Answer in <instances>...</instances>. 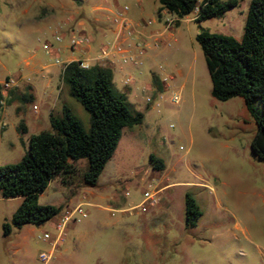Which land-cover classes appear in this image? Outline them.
Segmentation results:
<instances>
[{
    "label": "rangeland",
    "instance_id": "374dc122",
    "mask_svg": "<svg viewBox=\"0 0 264 264\" xmlns=\"http://www.w3.org/2000/svg\"><path fill=\"white\" fill-rule=\"evenodd\" d=\"M17 1L0 0V84L4 95L0 166L19 161L27 151L29 136L50 128L48 103L55 105L53 114L68 106L85 128L90 119L59 79L63 64L55 63V55L47 52L43 43H53L63 63L78 53L65 48L66 37L55 41L53 28L43 33L38 24H31L42 15L37 16L36 0L26 3V13L15 7ZM250 1L239 0L223 15L197 22L195 10L181 19L168 12L158 14L157 0H66L82 4L84 16L80 19L86 22L95 5H127V13L137 14L148 27L165 24L170 18L174 35L157 38L158 43L154 37H145L143 48L134 46L129 52L133 61H122L118 55L113 66L114 87L126 95L132 111L143 114V120L124 128L96 185L81 182L87 167V159L81 158L73 162L77 169L73 181L64 184L61 176H55L39 194L40 204L61 206L60 212L79 201L88 202L84 204L88 216L68 224L47 263L38 255L51 249V241L41 236L46 231L55 234L60 212L40 226L24 224L4 235L3 223L10 222L22 198L0 193V264H264V160L251 148L256 123L242 97L222 101L211 96L205 58L195 39L201 29L239 39ZM17 20L24 24L18 25ZM88 27V32L93 29L90 23ZM93 37L97 51L100 44L108 42L98 33ZM32 60L40 64L39 72L25 69L26 61ZM53 70L58 71L55 85L62 89L56 99L55 89L53 102L51 98L48 102L45 75ZM152 74L163 88L158 90L152 83ZM127 76L131 77L129 83L125 82ZM6 82L8 86H4ZM30 85L35 99L32 95L24 100L22 96L31 93ZM173 93L179 94L176 104L171 102ZM33 105L39 107L38 121ZM150 154L162 159V170L152 168ZM155 189L160 190L158 206L145 212L127 210L142 200L145 190ZM186 193L202 211L192 228L184 225ZM115 196L119 203L112 200Z\"/></svg>",
    "mask_w": 264,
    "mask_h": 264
},
{
    "label": "trees",
    "instance_id": "16d2710c",
    "mask_svg": "<svg viewBox=\"0 0 264 264\" xmlns=\"http://www.w3.org/2000/svg\"><path fill=\"white\" fill-rule=\"evenodd\" d=\"M158 14L165 9L178 19L196 11L195 20L221 16L238 5L239 0H158ZM178 24V20L176 22ZM195 39L203 52L211 81V96L228 100L239 96L254 118L256 132L251 142L253 153L264 160V0H251L244 30L238 39L231 35L201 29ZM69 94L89 113L85 128L71 109L63 105L60 114H49L50 128L29 136L27 151L19 161L0 166V193L3 197H21L10 222L3 223V234L24 224L40 226L57 215L61 206L40 204L39 194L55 176L64 184L73 181L77 169L73 162L87 159L81 174L85 185H96L98 176L121 138L126 127L140 124L143 114L130 109L124 93L113 84L110 66L93 64L82 67L80 60L67 62L61 72ZM152 83L160 84L152 74ZM30 100L32 94L23 95ZM0 84V108L3 104ZM25 131V127L22 125ZM152 168H164L161 158L150 154ZM202 211L189 193L184 197V225L195 227Z\"/></svg>",
    "mask_w": 264,
    "mask_h": 264
},
{
    "label": "crops",
    "instance_id": "0c3cea01",
    "mask_svg": "<svg viewBox=\"0 0 264 264\" xmlns=\"http://www.w3.org/2000/svg\"><path fill=\"white\" fill-rule=\"evenodd\" d=\"M29 0H18L17 3H15V7L17 9H20L23 13H26L28 11L29 6H26V3ZM35 1V0H34ZM36 13L37 16L42 13L40 18L36 20L35 23L31 24H38L37 29H39L41 32L45 33V31L49 28H53L55 33L57 31H62L64 37H68V34L71 31L78 32L79 34L86 35L90 39V43L83 45L82 47L78 49H74L70 51L71 53H78V56H70L66 62L67 63L71 60H83L89 65L93 64H102V65H108L111 67L113 71V66L115 65V61L118 58H120L119 53H114L111 57L112 60L108 62H100L97 60V49L95 50L94 48V42L95 38L93 37V34L98 33L101 37L104 39H107L108 41H117L121 45H123L128 52L132 51L135 43L137 42H143L145 41V37H154L156 39V43L159 41L157 38L163 37H171L174 35V29L172 28H166L165 24H159L156 26L148 27L141 23L142 20H140L139 16L135 13H127V11L124 14V17L126 21L128 22L129 25V31L125 27H122L120 23L114 22V18L116 15L119 13V11L122 8H112V7H103L101 5H95L93 6L94 13L91 16V19H89L87 22L85 20L80 19V17L84 16L83 10L84 8L81 7L82 4L79 6L72 5V3L66 2V0H36ZM84 2V0H83ZM158 2V0H157ZM137 4L140 7V1L137 2ZM159 7V2L157 4V10L158 11ZM131 9V8H130ZM163 12H167L165 9L161 10ZM39 21H44V23H39ZM18 25H22L24 23L19 22L17 20ZM16 23V24H17ZM92 24V28L88 32V24ZM28 24V23H25ZM64 39V38H63ZM50 43V42H48ZM47 42L43 43L44 45L48 44ZM144 43V42H143ZM65 48L67 49V40H66V46ZM98 48V47H97ZM45 49V48H44ZM68 50V49H67ZM52 53L57 56L58 51H54L52 48ZM38 64L36 61H26L24 67L27 71L33 73L36 71H40L37 69ZM40 65V64H39ZM63 66L59 71V79L62 82L61 79V72H62ZM58 74L57 70L53 71H48L45 75L46 78V85L45 86V95L47 101L51 98L53 102V93L54 90L56 89V94L54 98H59L62 85H55V79L56 75ZM158 78V77H157ZM159 82L160 79H158ZM160 87L163 88L164 85L162 83H159ZM17 86L19 89H22V85H14ZM160 88V89H161ZM30 92L34 97V86L30 85ZM159 90V89H158ZM49 102V101H48ZM54 103L49 105L47 104L48 107V113H54L53 108H54ZM38 109L39 107L34 110L35 112V120L38 121L40 119V115H38ZM60 114V113H59ZM48 120H49V115H48ZM27 126H25V131H27ZM85 196V195H83ZM115 203H119L118 196L113 197L112 199Z\"/></svg>",
    "mask_w": 264,
    "mask_h": 264
},
{
    "label": "built area",
    "instance_id": "2783aa9c",
    "mask_svg": "<svg viewBox=\"0 0 264 264\" xmlns=\"http://www.w3.org/2000/svg\"><path fill=\"white\" fill-rule=\"evenodd\" d=\"M127 10H128V6L127 5L123 6V8L119 11V13L114 18V22L120 23V25L128 29V33H130L131 31H129L130 28H129L128 22L126 21L124 17V14ZM171 22H172V19L170 18H167L165 20L166 28H170ZM63 38H64V35L59 31H57L54 34V40L57 42L62 41ZM88 43H90V39L86 35L79 34L78 32H75V31H71L68 34L67 49H69L70 51L74 49H78ZM143 44H144L143 42H137L135 43V47H139L141 49L143 48ZM44 48L47 52H51L53 48V43H48L44 45ZM124 48L125 47L117 41H108V42L102 43L99 45L96 58L100 62H108L112 60L111 56L114 53H119L121 55L122 61H125V62L128 60L133 61L134 60L133 55ZM54 61L57 64H63V67L66 64V63H63L57 56H55ZM80 65L82 67L90 66L88 63H86L83 60H80ZM170 77L171 76H168V78ZM164 79H166V77ZM130 81H131V77L127 76L125 78V82L129 83ZM4 86H8V83L6 82ZM171 102L175 104L178 103L179 94L173 93L171 97ZM33 108L36 109L37 106L33 105ZM159 193H160L159 189L145 190L142 195V200L137 204L130 205L127 208V210L129 212H139V211L145 212L152 207L158 206L160 203V199H161ZM85 203H88V202L79 201L71 207L64 208L60 212L57 220L54 223V228L56 231L55 234H51L47 231L43 233L41 237L45 240L50 239L51 241V249L49 251H42L38 255L39 259L43 261V263H47L53 256L54 248L62 240L63 236L65 235V231H66L68 224L79 221L88 216V212L84 208Z\"/></svg>",
    "mask_w": 264,
    "mask_h": 264
}]
</instances>
